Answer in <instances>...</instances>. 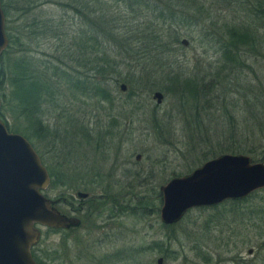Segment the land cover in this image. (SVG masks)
<instances>
[{"label": "rangeland", "instance_id": "rangeland-1", "mask_svg": "<svg viewBox=\"0 0 264 264\" xmlns=\"http://www.w3.org/2000/svg\"><path fill=\"white\" fill-rule=\"evenodd\" d=\"M71 1L1 0L6 34L18 36L0 56L2 120L32 144L50 183L56 180L44 193L60 212L69 211L63 197L77 204L78 191L89 195L76 214L77 228L36 225V254L53 259L51 264H157L158 257L163 264H241L235 259H250L249 247L263 254L264 189L241 201L192 208L173 225L161 223L157 209L160 185L218 154L264 157V0L215 2L199 20L193 11L184 15L191 21H176L170 11L155 21L173 0H153L138 17L126 0H101L119 18L115 34L156 31L166 49L150 47L145 39L126 47L106 43L113 74L101 87L112 101L93 94L94 82L76 92L61 85L60 94L42 102L40 124H31L11 83L16 62L29 56L41 68L57 64L93 75L73 59L79 51L69 36L85 26ZM229 27L248 39L228 43ZM121 82L125 91L118 88ZM155 91L163 94L161 103L153 99ZM121 195L124 207L112 220ZM260 255L246 264H264Z\"/></svg>", "mask_w": 264, "mask_h": 264}, {"label": "water", "instance_id": "water-1", "mask_svg": "<svg viewBox=\"0 0 264 264\" xmlns=\"http://www.w3.org/2000/svg\"><path fill=\"white\" fill-rule=\"evenodd\" d=\"M8 45L0 0V56ZM118 88L125 91L127 86L121 82ZM152 97L161 103L163 94L155 91ZM49 184L48 170L32 144L9 131L0 118V264H38L31 252L40 238L36 225L60 228L79 224L77 217L61 213L55 207L57 201L44 193ZM262 188L264 160L253 161L243 153H221L160 185V218L163 224H174L193 207L241 199ZM77 195L87 194L78 191Z\"/></svg>", "mask_w": 264, "mask_h": 264}, {"label": "trees", "instance_id": "trees-1", "mask_svg": "<svg viewBox=\"0 0 264 264\" xmlns=\"http://www.w3.org/2000/svg\"><path fill=\"white\" fill-rule=\"evenodd\" d=\"M152 1L153 0H126V4L130 8V11L134 13V17H138L141 9L152 8ZM173 1L174 2L172 4V7L179 6L181 9H178L179 11H175V8L164 6L156 13L155 21L156 19L159 20V18L165 19L166 13L168 11L171 12L174 20L175 18H177L176 21H181L184 19L191 21L192 18H190V16L189 18L186 17L191 11H193L192 15L194 16V20H199V18L201 17L200 15H206L208 13L206 10V6H208L209 4H214L215 2H217L218 4L227 3L230 5L237 2L238 0ZM71 4L73 10H75V13L79 14L81 16V19H83L85 26L84 29L73 32V34L69 36V39L71 41H75L76 49L77 51H79V56L77 55L76 57H73V59L77 61L78 65H82V67H84V71L92 70L93 75H85L77 70L70 71L69 69L67 70L66 67H61L57 64L51 66L45 65L41 68L38 65H32L31 62H28L27 59L29 56L23 57V59H20L18 62H16L17 65L15 67V75L11 79V83L13 86L15 99L17 100L22 114L30 120L31 124H40V120L37 116L40 112L42 102H45L47 99H54L57 92L60 94L59 86L61 85H64L66 88L76 92V90L78 89L84 91L87 85H89L91 82H94L93 94L102 99L112 101V96L107 92L105 88L101 87L102 81L113 74V72L109 71L108 68L109 61L107 60L108 53L106 50V43L113 41L114 43L116 42V44H123L126 47V43L130 44V42L132 41L139 42V40L141 41L142 39H145L146 41H148V45L150 47H152L153 45L155 49L157 47L166 49L167 47V44H165L160 37L161 33H158L156 31H154L152 36H147V33H145V31L143 32L142 30H138V28H136L137 30L135 32V30L130 28L129 31L127 30L125 32L123 37H121L122 35L115 34L114 32L118 28L119 18L114 16L110 12L109 8H107L101 0H72ZM156 6L157 5H155V7ZM136 23L138 24V22ZM228 31L230 32L229 36L231 37V39L227 42L230 44H233L238 39H241V42L248 39L247 35H245L241 32V30L235 27H229ZM61 33H58V31H56V33L54 34L61 37ZM127 34L129 35L127 36ZM7 35L10 44H14L18 41L15 40L18 38V36L12 35L9 32H7ZM66 35L68 34L63 35L64 39ZM177 38L178 35L174 37L175 40L173 42H177ZM5 51L7 50L5 49L2 54H4ZM94 53L96 54V56H93ZM87 64H89V66H87ZM85 66L88 67V69H86ZM1 70L2 69L0 67V76ZM178 82L179 81H177V83ZM186 83L189 82L186 81ZM1 87L2 84L0 78V88ZM0 118L4 119L3 113L1 111ZM56 184V180L52 179L50 185ZM158 198L161 199L160 193L158 194ZM35 251L36 245H34L32 248V255L38 264H51L50 262L54 261L53 259L44 258L42 254H36Z\"/></svg>", "mask_w": 264, "mask_h": 264}, {"label": "flooded vegetation", "instance_id": "flooded-vegetation-1", "mask_svg": "<svg viewBox=\"0 0 264 264\" xmlns=\"http://www.w3.org/2000/svg\"><path fill=\"white\" fill-rule=\"evenodd\" d=\"M252 158V157H251ZM137 159V158H136ZM140 159V158H139ZM139 159H137V160H139ZM253 159V158H252ZM262 160H264V158L262 159ZM253 161H256V160H253ZM258 161H261V160H258ZM262 189H264V188H262ZM259 190V189H258ZM257 191V190H256ZM255 192V191H254ZM253 193V192H252ZM252 193H250L249 195H247V196H245V197H243V198H241V199H236V200H231V201H241V200H243V199H246L248 196H250ZM87 196H89V195H86V196H84V197H79L78 195H77V197H78V202H77V204H75V202L74 201H67V200H65V198L63 199H61V203H63L64 205H67L68 206V208H69V211H62L61 210V213H63V214H65V215H67V216H71V215H73V216H75V217H77L76 216V214H80V213H82V211L84 210V207H85V203L87 202L86 201V199L88 198ZM160 196H161V194H160ZM120 197H122V200H121V202L120 201H118V199H120ZM117 198V201L118 202H116V204H114L113 206H114V211L112 212V211H110L111 213L109 214V218H111L112 220H113V218L114 217H116L117 215H118V213H120L121 212V208H123L124 207V204H121V203H123V195H121V196H117L116 197ZM71 199H75L74 197H71ZM89 200V199H88ZM225 201H229V200H224V201H222V202H220V203H217V204H214V205H210V206H201V207H215V206H219V205H221L223 202H225ZM114 203V202H113ZM92 205L94 206H98V205H96V199L94 198V199H92ZM161 206V205H160ZM160 206H159V208L157 209L158 210V213H159V220H160V222L161 223H163L162 221H161V218H160V211H159V209H160ZM112 207V206H111ZM193 208H197V207H193ZM192 209V208H191ZM191 209H189V210H191ZM188 210V211H189ZM187 211V212H188ZM122 213H124V210L122 211ZM79 220H80V222H79V224L77 225V226H70V227H60V228H56V229H60V230H62V231H68V230H72V229H75V228H77L79 225H81V219L79 218V217H77ZM175 224V223H174ZM165 225H173V224H165ZM155 244H157V242H155ZM263 245V244H262ZM33 248V247H32ZM261 248H253V247H249L248 249H247V254H248V256H249V258L250 259H248V260H246L245 258H243V256L242 255H240L239 254V256H238V259H235L236 261L238 260V262H240L241 264H246V262L247 261H252V260H254V258H256V256H257V254L259 253V254H261L260 256H259V258L258 259H263V261H261V263H264V253L262 254L261 253ZM31 252H32V249H31ZM258 257V256H257ZM159 258H162V257H158L157 259H156V263L157 264H159L158 263V259ZM161 264H163V258H162V262H161Z\"/></svg>", "mask_w": 264, "mask_h": 264}]
</instances>
